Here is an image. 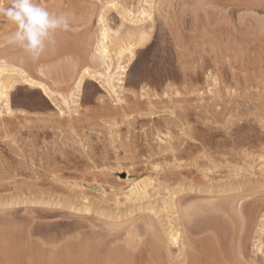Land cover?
Segmentation results:
<instances>
[{
  "label": "rangeland",
  "instance_id": "374dc122",
  "mask_svg": "<svg viewBox=\"0 0 264 264\" xmlns=\"http://www.w3.org/2000/svg\"><path fill=\"white\" fill-rule=\"evenodd\" d=\"M40 3L72 12V26L39 60L0 46V264H77L84 244L95 246L91 264L206 262L213 244L224 264H264V242L253 240L264 215V0ZM142 9L154 24L119 95L86 78L74 98L85 68L108 74L98 18L119 30L106 59L115 68L116 39ZM11 30L0 20V34Z\"/></svg>",
  "mask_w": 264,
  "mask_h": 264
},
{
  "label": "bare ground",
  "instance_id": "6f19581e",
  "mask_svg": "<svg viewBox=\"0 0 264 264\" xmlns=\"http://www.w3.org/2000/svg\"><path fill=\"white\" fill-rule=\"evenodd\" d=\"M151 2V3H153V0H148V2ZM146 2H147V0H146ZM154 4H155V2H154ZM258 4V3H257ZM256 5V4H255ZM156 6V5H155ZM263 6V5H262ZM115 7H116V5H115ZM118 7V6H117ZM152 8V7H151ZM114 9V8H113ZM116 9V8H115ZM253 9V8H252ZM143 11L141 12V17H142V19H140L139 20V23L137 22H133V21H131V25L129 26L130 27V29H129V31L126 33V36H125V38L123 37V35H122V37H123V39L121 40V38L122 37H120V39L118 40V39H116V41H120L121 42V45H120V47L119 48H117V51H116V55L118 56L117 57V63L115 64L116 65V67L115 68H111V66H113V65H111V62L109 63L108 61H106V59L108 58V59H110V56H112L111 55V51L109 50V44L111 43H113V39L114 38H118V36H120V34L118 35V33H119V30H117V31H115V30H113L112 29V27H110V23H109V19H108V16L107 15H105V14H103V15H101L100 16V18H98L99 20V26H100V31H99V38H98V50H97V53H98V56H101V59L103 58L104 60H101V61H105L104 63H106L107 64V73L108 74H102L101 72H96V71H91V69L88 67V68H85L83 71H82V73H81V75L79 76V78L77 79V81H76V85H75V90H74V94L72 95L74 98L75 97H78V95H79V93H80V91H81V87H82V83H83V81L84 80H86V78H91V79H94V80H96L101 86H103L105 89H109L110 91H111V93H113V94H115L116 96H118L119 95V93H118V88L119 89H122L123 88V85H124V83H125V81H124V79H125V77H127L126 76V72H127V70H128V65H129V63L130 62H132V60H133V58L135 57V49L136 48H139V47H145L146 45H147V41H148V38H150L148 35H150V34H148V33H146V28H144V25H145V22L147 21V19L149 20V19H152V15L154 14H149L146 10H144V9H142ZM152 10H153V8H152ZM151 10V11H152ZM255 10H256V8H255ZM258 10V9H257ZM129 13V12H128ZM152 13V12H151ZM120 14V13H119ZM131 14V13H130ZM122 15V14H121ZM126 15V14H125ZM128 16L129 17H131L129 14H128ZM147 16V18H145ZM244 18V17H243ZM254 18V17H253ZM132 19V18H131ZM250 19V18H249ZM258 19V18H257ZM122 20H124V18L122 19ZM133 20V19H132ZM137 20V19H136ZM244 20V19H243ZM248 20V19H247ZM127 20H125V22H126ZM152 21H154L153 19L151 20V23L152 24H154V22H152ZM156 21V20H155ZM256 21V20H255ZM258 21V20H257ZM256 21V22H257ZM124 22V23H125ZM150 22V21H149ZM148 21L146 22V23H149ZM158 22V21H157ZM252 22H253V20H252ZM242 23V22H241ZM251 23V22H250ZM264 23V22H263ZM254 24H256V23H254ZM149 25V24H148ZM147 25V26H148ZM247 25V24H246ZM121 26H122V24H121ZM151 26V25H150ZM241 26V25H240ZM248 26H250V25H248ZM255 26V25H254ZM257 26V25H256ZM122 27H124V26H122ZM132 27V28H131ZM153 27H154V25H153ZM152 27V28H153ZM239 27V26H238ZM246 27V26H245ZM148 29V28H147ZM151 29V28H150ZM256 29V28H255ZM245 30H246V28H245ZM150 31V30H149ZM149 31H147V32H149ZM261 31V30H260ZM264 31V30H263ZM247 32V31H246ZM123 33V32H122ZM235 33V32H234ZM248 33V32H247ZM114 35V36H113ZM116 35H118L117 37H116ZM223 35V34H222ZM233 35V34H232ZM258 35V34H257ZM94 36V35H93ZM234 36V35H233ZM238 36V35H237ZM259 36H260V33H259ZM220 37V36H219ZM225 37V36H224ZM93 38V37H92ZM91 38V40H89L90 41V44L89 45H91V43H92V40L94 39H92ZM221 38V37H220ZM234 38V37H233ZM233 38H232V41H233ZM238 39V38H237ZM114 41H115V39H114ZM117 42V43H118ZM201 42V41H200ZM207 42H209L208 40H207ZM89 43V42H88ZM87 43V44H88ZM116 43V42H115ZM234 43V42H233ZM240 43V42H239ZM119 44V43H118ZM210 44V43H209ZM235 44V43H234ZM67 45V44H66ZM65 46V45H64ZM88 46V45H87ZM208 46V45H207ZM235 46V45H234ZM237 46V45H236ZM68 48V47H67ZM210 48H211V46H210ZM237 48V47H236ZM72 50V49H71ZM237 50H239V49H237ZM234 51V50H233ZM73 53V52H72ZM234 53V52H233ZM125 54H128V62L127 61H124V63H122V59H124V55ZM216 56H218V55H216ZM82 55L80 54H77L76 56H75V58H76V60H82ZM127 57V56H126ZM116 58V57H115ZM220 58V57H219ZM107 59V60H108ZM111 60V59H110ZM217 60V59H216ZM234 60V59H233ZM232 60V61H233ZM2 62V61H1ZM5 62L6 61H4V63H1V65H0V102L1 103H3V102H5L6 104H5V106H7L8 108H9V99H8V86L6 87V85H4V82H3V73L4 72H6L7 70H8V65H7V62H6V65H5ZM125 62H127V63H125ZM4 64V65H3ZM7 66V67H6ZM137 66V65H136ZM142 66V65H141ZM10 67V69L12 68V66H9ZM6 68H7V70H6ZM13 68H16V67H13ZM112 69H115V72H114V70L111 72V70ZM15 70V69H14ZM14 70H12V73L11 74H14V75H18V81H21V82H23V83H25V84H27V85H29V86H31V87H36V88H39L41 91H42V93H43V95L45 96V97H47V98H49V100L51 99H53L54 97H55V93L49 88V87H47L44 83H42V82H40V81H37V80H35V79H33V78H31V76L25 71V70H23V69H19V72H16V70H18V68H16V70L14 71ZM187 76V75H186ZM188 77V76H187ZM15 79V78H14ZM16 80V79H15ZM14 80V81H15ZM17 81V80H16ZM15 81V82H16ZM17 81V82H18ZM189 81V80H188ZM13 87V86H12ZM10 90V89H9ZM108 91V90H107ZM146 92V91H145ZM72 93H73V91H72ZM110 93V94H111ZM74 101V100H73ZM65 102H67V100H65ZM75 102V101H74ZM9 111V110H8ZM195 197V196H194ZM165 203V202H164ZM211 204V203H210ZM165 205V204H164ZM168 205H170V203H168ZM167 205V206H168ZM194 205V204H193ZM173 206V205H172ZM194 206H196V205H194ZM201 206V205H200ZM166 207V206H165ZM202 207V206H201ZM201 207H199V208H201ZM209 207V206H208ZM207 207V208H208ZM221 207V206H220ZM213 208V207H212ZM191 209V208H190ZM194 209V208H193ZM216 209V208H215ZM219 209V208H218ZM217 209V210H218ZM187 211H189V207H188V209H186ZM210 210V209H209ZM199 211H201L200 209H199ZM203 211V210H202ZM185 212V214H186V211H184ZM220 212V211H219ZM193 213V212H192ZM197 213V212H196ZM191 214V213H190ZM189 214V215H190ZM201 215V214H200ZM186 218V217H185ZM187 219H188V217H187ZM192 220V219H191ZM191 220L189 219V222H191ZM196 220V219H195ZM187 221V220H186ZM194 221H192V223H193ZM189 224V223H188ZM151 225V224H150ZM190 226V225H189ZM192 226V225H191ZM188 227V226H187ZM173 228V227H172ZM177 228V227H176ZM191 228V227H190ZM192 228H194V225L192 226ZM191 228V231L193 232V229ZM174 229V228H173ZM170 230V229H169ZM176 230V229H175ZM174 230V231H175ZM7 235V234H6ZM171 235V234H170ZM2 238L4 237V236H1ZM7 237V236H6ZM10 237V236H9ZM12 237V236H11ZM180 238V232H174L173 234H172V236H171V240L173 241V242H177V240ZM11 239V238H10ZM158 239V238H157ZM7 240H9L8 238H7ZM188 240H191V239H188ZM156 241V240H155ZM2 242V241H1ZM1 242H0V244H1ZM157 242H159V241H157ZM156 243V242H155ZM154 243V244H155ZM161 243V242H160ZM209 243H211V242H209ZM193 244V243H192ZM213 244V243H212ZM156 245H158V247H159V244L158 243H156ZM156 245H155V247H156ZM180 245V244H179ZM188 245H191V241H190V243L188 242ZM196 245V244H195ZM198 245V244H197ZM207 245V244H206ZM206 245L204 246V248H207L206 247ZM210 245V244H209ZM214 245V244H213ZM213 245H211L210 247L211 248H215V247H213ZM199 246V245H198ZM202 246V245H201ZM6 248H7V246H5ZM192 246H190V248H191ZM194 247V246H193ZM200 247V246H199ZM209 247V246H208ZM94 248H95V246H94ZM94 248H92V246H89V245H86V244H84V245H81V246H77V253H78V255H80V259L79 260H77V262L79 261V263H77V264H91V261H92V263L94 262L93 260L95 259L94 258V254H95V252L96 251H94L95 249ZM201 248V247H200ZM222 248V247H221ZM220 248V249H221ZM8 249H10L9 247H8ZM8 249L6 250V251H8ZM201 249H203V247L201 248ZM208 249V248H207ZM213 249H210V255L213 257V259L212 260H210L209 258H206L205 256H207L208 254H209V252L208 253H205V252H203V250H202V252L205 254H203L202 256L204 257V259L206 258L207 260L209 259V261H207L206 260V262H202V259H198V258H196L195 256H193L192 257V263H190L191 262V258H189V260H190V264H224V262H221V261H223V259L221 258V256H223L224 257V255L226 254H224V253H222L221 254V256H220V252L219 253H217L218 251H219V249H218V251H216V250H213ZM3 250V249H2ZM4 250H5V248H4ZM11 250V249H10ZM9 250V252H11ZM68 250H73L72 248H70V249H68ZM154 250H156L157 251V248L156 249H154ZM159 250V249H158ZM192 250H195V249H192ZM93 251H94V254H93ZM155 251V252H156ZM195 251H197V250H195ZM213 251H215V252H213ZM222 251V250H221ZM224 251V250H223ZM5 252V251H4ZM71 252V251H70ZM69 252V253H70ZM181 252V251H180ZM194 252V251H193ZM197 252H200V250L199 251H197ZM62 253H64V252H62ZM157 253V252H156ZM196 253V252H195ZM194 253V254H195ZM201 253V252H200ZM199 253V254H200ZM7 254V256H9L8 255V253H6ZM6 254H5V257H6ZM64 254H68V252H67V250H65V253ZM219 254V255H218ZM224 254V255H223ZM4 256V255H3ZM68 256V255H67ZM196 256L197 257H199V258H202V256H200V255H197L196 254ZM211 256H209L210 258H212ZM10 257V256H9ZM97 257V256H96ZM220 257V258H219ZM227 257V256H226ZM67 258V257H66ZM6 259V258H5ZM9 259V258H8ZM109 259V258H108ZM203 259V261H205ZM222 259V260H221ZM227 259V258H226ZM70 260V259H69ZM69 260H67L68 262H69ZM200 260H201V262H200ZM221 260V261H220ZM228 260V259H227ZM2 261V260H1ZM8 261V260H7ZM10 261V260H9ZM12 261V260H11ZM112 261H116L117 262V260L116 259H113L112 258ZM224 261H226V260H224ZM6 263V262H5ZM5 263H3V264H5ZM67 262H65V264H66ZM73 264L74 262L72 261L71 262V260H70V262H69V264ZM226 263H227V261H226ZM1 264H2V262H1ZM6 264H9V263H6ZM10 264H12L11 262H10ZM14 264V263H13ZM57 264V263H56ZM58 264H60V263H58ZM75 264V263H74ZM126 264V263H125ZM127 264H130L129 262L127 263ZM228 264V263H227Z\"/></svg>",
  "mask_w": 264,
  "mask_h": 264
},
{
  "label": "clouds",
  "instance_id": "9594fccd",
  "mask_svg": "<svg viewBox=\"0 0 264 264\" xmlns=\"http://www.w3.org/2000/svg\"><path fill=\"white\" fill-rule=\"evenodd\" d=\"M72 17V12L50 10L40 0H0V20L12 26L0 34V46H13L39 60L55 47L58 33L71 29ZM253 240L264 242V215L257 220Z\"/></svg>",
  "mask_w": 264,
  "mask_h": 264
}]
</instances>
